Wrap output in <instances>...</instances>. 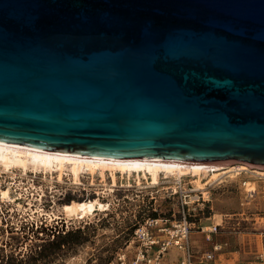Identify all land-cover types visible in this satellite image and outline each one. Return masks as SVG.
<instances>
[{
    "label": "water",
    "instance_id": "water-1",
    "mask_svg": "<svg viewBox=\"0 0 264 264\" xmlns=\"http://www.w3.org/2000/svg\"><path fill=\"white\" fill-rule=\"evenodd\" d=\"M0 141L264 169V0H0Z\"/></svg>",
    "mask_w": 264,
    "mask_h": 264
},
{
    "label": "rangeland",
    "instance_id": "rangeland-1",
    "mask_svg": "<svg viewBox=\"0 0 264 264\" xmlns=\"http://www.w3.org/2000/svg\"><path fill=\"white\" fill-rule=\"evenodd\" d=\"M5 176L13 181L12 176ZM4 180L0 177L1 188L6 186ZM94 180L91 184L89 175L79 186L67 181L52 187L33 173L25 177L18 170L14 189L31 206L21 211L15 203L1 201L0 264H110L148 218L172 222L186 217L197 256L211 251L215 244L222 245L217 257L224 261L253 259L264 252V175L241 170L204 190L197 189L189 178L182 182L164 178L153 186L145 180L143 186L135 180L131 186L119 182L113 191L109 178L107 184L98 176ZM94 198L109 201L110 209L85 218L62 212L63 204ZM41 210L58 217L42 215ZM215 224L217 232H209ZM41 226L56 227L55 236L39 232ZM178 254L181 252L171 249L167 258L175 264Z\"/></svg>",
    "mask_w": 264,
    "mask_h": 264
},
{
    "label": "bare ground",
    "instance_id": "bare-ground-1",
    "mask_svg": "<svg viewBox=\"0 0 264 264\" xmlns=\"http://www.w3.org/2000/svg\"><path fill=\"white\" fill-rule=\"evenodd\" d=\"M18 170L25 177H30V174L33 173L42 181H48L52 187L55 182L65 184L67 181L72 185L79 186L84 183L83 177L89 175L92 178L91 184H95V176L100 177L101 181L105 183L109 178L111 191L119 182L122 186L124 182L127 186H131L134 180L138 185H142V181L145 180L147 184L153 186L160 184L164 178H173L176 182H182L185 178H189L195 183L197 189L204 190L207 186L221 181L225 176L239 174L241 170H250L255 174L264 175V169L253 168L242 163L224 165L165 160L107 159L58 153L0 141V177H3L6 183L4 188L0 186V203L1 201L15 203L21 211H26V205H30L31 201L26 202L28 199L24 198L21 192H17V189H14L13 181L16 179ZM5 175L12 176L13 181H9L8 176ZM32 185L35 186L34 183ZM249 190L254 192V186L250 185ZM97 193L100 194L99 191ZM110 206L109 201L94 198L85 201H72L63 204L61 209L66 216L85 218L94 216L98 211H107ZM41 211L42 215L58 217L57 213L52 215L44 210Z\"/></svg>",
    "mask_w": 264,
    "mask_h": 264
},
{
    "label": "built area",
    "instance_id": "built-area-1",
    "mask_svg": "<svg viewBox=\"0 0 264 264\" xmlns=\"http://www.w3.org/2000/svg\"><path fill=\"white\" fill-rule=\"evenodd\" d=\"M210 228L209 232H217L218 224ZM190 232L186 217L172 222L148 218L134 231L125 247L117 251L111 264H172L167 258L171 249L181 252L175 264H264V252L253 259L219 261L217 255L222 251L221 244H215L211 251L197 256L190 243Z\"/></svg>",
    "mask_w": 264,
    "mask_h": 264
},
{
    "label": "trees",
    "instance_id": "trees-1",
    "mask_svg": "<svg viewBox=\"0 0 264 264\" xmlns=\"http://www.w3.org/2000/svg\"><path fill=\"white\" fill-rule=\"evenodd\" d=\"M39 229H40L39 232H41V233L49 231V234H54V231H55L54 229H56V227L49 228V227H46V226H41ZM54 236H55V234H54ZM112 261L110 262V264L112 263Z\"/></svg>",
    "mask_w": 264,
    "mask_h": 264
},
{
    "label": "crops",
    "instance_id": "crops-1",
    "mask_svg": "<svg viewBox=\"0 0 264 264\" xmlns=\"http://www.w3.org/2000/svg\"><path fill=\"white\" fill-rule=\"evenodd\" d=\"M217 258H218L219 261H222L224 263H229V262H234L235 261V259H234V261H231V258L227 259L226 261L222 260L220 257H217ZM236 260H237V258H236Z\"/></svg>",
    "mask_w": 264,
    "mask_h": 264
}]
</instances>
